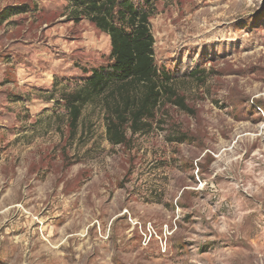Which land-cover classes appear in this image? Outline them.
I'll return each instance as SVG.
<instances>
[{"label": "rangeland", "instance_id": "obj_1", "mask_svg": "<svg viewBox=\"0 0 264 264\" xmlns=\"http://www.w3.org/2000/svg\"><path fill=\"white\" fill-rule=\"evenodd\" d=\"M131 1L187 109L114 146L115 99L75 132L63 99L110 37L70 0H0V264H264V0Z\"/></svg>", "mask_w": 264, "mask_h": 264}, {"label": "trees", "instance_id": "obj_2", "mask_svg": "<svg viewBox=\"0 0 264 264\" xmlns=\"http://www.w3.org/2000/svg\"><path fill=\"white\" fill-rule=\"evenodd\" d=\"M154 0H145L150 5ZM72 13L107 34L112 63L92 71L85 85L63 96L72 132L78 128L83 108L100 97L116 100L110 106L106 135L114 146L126 145L127 133L149 134L165 98L186 110L185 101L171 87L172 76L155 63V39L149 12L131 0H70Z\"/></svg>", "mask_w": 264, "mask_h": 264}, {"label": "bare ground", "instance_id": "obj_3", "mask_svg": "<svg viewBox=\"0 0 264 264\" xmlns=\"http://www.w3.org/2000/svg\"><path fill=\"white\" fill-rule=\"evenodd\" d=\"M248 99V98H247ZM263 153V152H262ZM240 191H242V188H240L239 189V191L238 192H240ZM199 203V202H198ZM199 213V212H198ZM251 217H253V214L251 215ZM258 221H260V220H258Z\"/></svg>", "mask_w": 264, "mask_h": 264}]
</instances>
